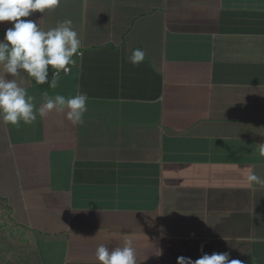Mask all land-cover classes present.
<instances>
[{"label": "crops", "instance_id": "1", "mask_svg": "<svg viewBox=\"0 0 264 264\" xmlns=\"http://www.w3.org/2000/svg\"><path fill=\"white\" fill-rule=\"evenodd\" d=\"M60 4L22 19L73 21L83 56L48 93H86L88 111L82 126L55 111L19 127L0 119L3 262L98 264L99 245L134 247L141 232L140 263L156 264L169 235L190 240L182 252L264 264V188L247 181L264 178V0ZM24 85L43 100L46 88ZM177 195L195 206L194 244Z\"/></svg>", "mask_w": 264, "mask_h": 264}, {"label": "clouds", "instance_id": "2", "mask_svg": "<svg viewBox=\"0 0 264 264\" xmlns=\"http://www.w3.org/2000/svg\"><path fill=\"white\" fill-rule=\"evenodd\" d=\"M60 0H0V119L5 124L19 127L21 123L32 125L37 118H46L55 111L65 113L73 126L85 123L88 111V95L77 90L76 95L65 97L57 94L50 95V90L57 89L58 78L71 71L75 63L74 57L83 56L80 52L82 38L75 30L73 21L65 19L54 28L45 30L40 23L28 18L33 13L38 21L41 17L61 7ZM12 22V26L6 23ZM7 25V28L4 26ZM255 45L250 52L256 51ZM146 57L142 48L133 49L128 60L139 66ZM24 79L30 80L40 87L46 88L42 92L43 100L37 101L24 85ZM258 155L264 157V144H259ZM247 181L250 184L264 188V178L254 171L249 172ZM177 206L185 220L187 238L192 237L191 243L199 241V233L195 223V206L190 197L177 195ZM165 226L156 227L157 233H164ZM142 242L140 232L134 247L126 240L123 246L110 249L106 245H99L95 252L98 264H145L140 263L134 249ZM174 240L171 236L165 240L159 250L156 264H240L232 260L229 253L216 250H202L200 253L182 252V245L189 243ZM3 251L0 248V259ZM6 264H14L6 262Z\"/></svg>", "mask_w": 264, "mask_h": 264}, {"label": "rangeland", "instance_id": "3", "mask_svg": "<svg viewBox=\"0 0 264 264\" xmlns=\"http://www.w3.org/2000/svg\"><path fill=\"white\" fill-rule=\"evenodd\" d=\"M4 28H7V25H5ZM0 169H1V166H0ZM110 171H112V168H110V167H100L98 175L103 176ZM0 264H3V260H0Z\"/></svg>", "mask_w": 264, "mask_h": 264}, {"label": "trees", "instance_id": "4", "mask_svg": "<svg viewBox=\"0 0 264 264\" xmlns=\"http://www.w3.org/2000/svg\"><path fill=\"white\" fill-rule=\"evenodd\" d=\"M1 260V259H0ZM3 264H6V262H3Z\"/></svg>", "mask_w": 264, "mask_h": 264}]
</instances>
